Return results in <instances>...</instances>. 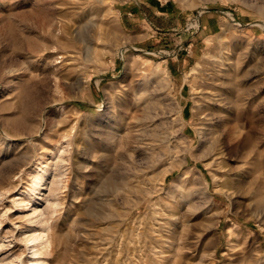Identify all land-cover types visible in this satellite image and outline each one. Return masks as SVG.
I'll return each instance as SVG.
<instances>
[{
  "label": "rangeland",
  "instance_id": "374dc122",
  "mask_svg": "<svg viewBox=\"0 0 264 264\" xmlns=\"http://www.w3.org/2000/svg\"><path fill=\"white\" fill-rule=\"evenodd\" d=\"M38 262L264 264V0H0V264Z\"/></svg>",
  "mask_w": 264,
  "mask_h": 264
},
{
  "label": "bare ground",
  "instance_id": "6f19581e",
  "mask_svg": "<svg viewBox=\"0 0 264 264\" xmlns=\"http://www.w3.org/2000/svg\"><path fill=\"white\" fill-rule=\"evenodd\" d=\"M180 124V123H179ZM183 127V126H182ZM181 129V128H179ZM44 174L45 172H41V174H38L37 176H35L34 180H33V184L32 186L28 189L29 191V195L30 196H35L37 194H39V191L36 190H41L42 186H43V179H44ZM41 183V184H40ZM36 192V193H35ZM37 212V207L34 206L33 208V214H36ZM37 221L40 223L41 220L40 218L37 219ZM30 223L35 222L34 219H30L29 220ZM29 225V224H28ZM32 225V224H30ZM26 241H30V242H37V246H40L42 244H44L46 242V238H45V234L42 231H39L37 233H32L27 239H25ZM207 241V240H206ZM37 252V250L32 251V255H35ZM32 262V261H30ZM42 262H38V264H41Z\"/></svg>",
  "mask_w": 264,
  "mask_h": 264
},
{
  "label": "crops",
  "instance_id": "0c3cea01",
  "mask_svg": "<svg viewBox=\"0 0 264 264\" xmlns=\"http://www.w3.org/2000/svg\"><path fill=\"white\" fill-rule=\"evenodd\" d=\"M203 28H204V26H203Z\"/></svg>",
  "mask_w": 264,
  "mask_h": 264
}]
</instances>
